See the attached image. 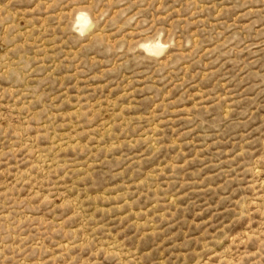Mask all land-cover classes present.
Masks as SVG:
<instances>
[{
    "label": "rangeland",
    "instance_id": "obj_1",
    "mask_svg": "<svg viewBox=\"0 0 264 264\" xmlns=\"http://www.w3.org/2000/svg\"><path fill=\"white\" fill-rule=\"evenodd\" d=\"M0 264H264V0H0Z\"/></svg>",
    "mask_w": 264,
    "mask_h": 264
},
{
    "label": "bare ground",
    "instance_id": "obj_2",
    "mask_svg": "<svg viewBox=\"0 0 264 264\" xmlns=\"http://www.w3.org/2000/svg\"><path fill=\"white\" fill-rule=\"evenodd\" d=\"M77 22L81 25H86V18L82 14H80L77 18Z\"/></svg>",
    "mask_w": 264,
    "mask_h": 264
}]
</instances>
